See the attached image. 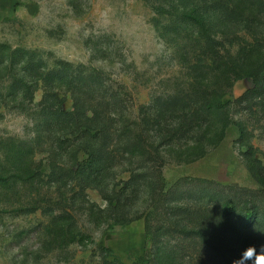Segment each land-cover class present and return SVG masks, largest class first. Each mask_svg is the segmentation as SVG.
I'll return each instance as SVG.
<instances>
[{
    "label": "rangeland",
    "instance_id": "1",
    "mask_svg": "<svg viewBox=\"0 0 264 264\" xmlns=\"http://www.w3.org/2000/svg\"><path fill=\"white\" fill-rule=\"evenodd\" d=\"M261 244L264 0H0V264Z\"/></svg>",
    "mask_w": 264,
    "mask_h": 264
},
{
    "label": "trees",
    "instance_id": "2",
    "mask_svg": "<svg viewBox=\"0 0 264 264\" xmlns=\"http://www.w3.org/2000/svg\"><path fill=\"white\" fill-rule=\"evenodd\" d=\"M193 19H194V24L197 27H201V28L204 27V23H203V21L200 18H192V20ZM254 83L256 84V78L254 79ZM256 88H257V86H256ZM58 113L59 114H57V115L62 116V118H63L65 123H69V122H71L74 119V116L71 113L63 112L62 110H60ZM77 123H79V122H77ZM89 127H90V124H87L86 122H84V123H82V128L81 127H76V129L78 131H81L80 133L86 134V132L89 130ZM100 127H99V132L103 131V128L102 127L100 128ZM62 142H65V140L62 141ZM93 158H96V157L91 155V156H89V160L88 161L86 160L87 162H85V163L83 162L82 165L78 164V168H76V173L79 174V175L84 174V167L87 168L88 167V163H90V161L93 160ZM99 160H100L99 158H96L95 163L92 166L93 169L99 168V166H98Z\"/></svg>",
    "mask_w": 264,
    "mask_h": 264
},
{
    "label": "clouds",
    "instance_id": "3",
    "mask_svg": "<svg viewBox=\"0 0 264 264\" xmlns=\"http://www.w3.org/2000/svg\"><path fill=\"white\" fill-rule=\"evenodd\" d=\"M232 264H264V244L260 245L259 251L255 246L246 248Z\"/></svg>",
    "mask_w": 264,
    "mask_h": 264
}]
</instances>
